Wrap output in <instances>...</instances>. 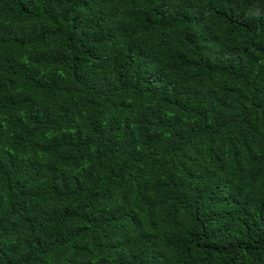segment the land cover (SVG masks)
<instances>
[{
    "label": "trees",
    "instance_id": "16d2710c",
    "mask_svg": "<svg viewBox=\"0 0 264 264\" xmlns=\"http://www.w3.org/2000/svg\"><path fill=\"white\" fill-rule=\"evenodd\" d=\"M0 264H264V0H0Z\"/></svg>",
    "mask_w": 264,
    "mask_h": 264
}]
</instances>
